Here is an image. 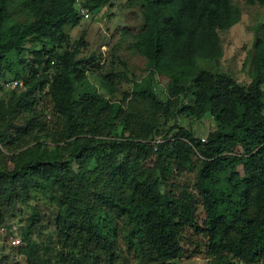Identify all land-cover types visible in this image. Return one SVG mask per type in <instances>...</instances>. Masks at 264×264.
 <instances>
[{"label": "trees", "instance_id": "16d2710c", "mask_svg": "<svg viewBox=\"0 0 264 264\" xmlns=\"http://www.w3.org/2000/svg\"><path fill=\"white\" fill-rule=\"evenodd\" d=\"M7 1L0 0V15ZM76 1H81V8L91 14L112 0H24L20 8L30 12L34 20L26 26L10 28L8 40L0 45L1 56L19 55L26 41L33 39L58 49L66 47L64 27L73 28L80 21L74 9ZM258 2L264 4V0ZM41 3L47 7L38 9ZM144 4V45L140 52L149 70L159 66L177 68L176 77L183 69L187 73L196 58L213 57L215 30L227 28L234 19L228 0H144ZM42 51L35 53L34 61L42 72L54 70L43 96L64 119V139L75 137L83 125L94 128L93 121L86 119L88 115L120 111L94 94L76 93L74 81H80L75 72L82 61L75 59V48L60 54L54 49ZM263 70L264 46L253 58L254 78L246 87L207 71L189 80L186 92L194 97L195 115L207 116L213 124L203 142L181 128L169 135L171 128L155 150L156 141L141 142L132 137L110 140L104 148L97 149L88 141L73 138L67 155L62 157L55 151L57 146L47 151L36 143L29 150L32 157L21 166L9 173L0 172V178H25L48 194L56 209L51 239L48 246L40 247L47 260L39 261L38 246L27 242L21 248L27 263L168 264L182 255L178 226L192 224L199 205L204 213L205 253L212 259L211 264H264ZM10 71L13 78L6 81H18L20 75ZM36 72L33 69L31 76ZM28 81L23 79L24 87ZM41 90L42 86L38 95ZM130 94L155 101L147 77L131 83ZM181 147L199 162V201L188 192L175 196L165 190L172 161L180 155ZM140 152L154 156L153 175L136 165L134 157ZM119 155L122 159L116 161ZM93 157L103 162L100 180L107 186H116L117 195L92 192L95 202L101 201L104 207L84 201L89 197L85 190L91 180L86 171L75 173L67 160L81 164ZM2 222L0 213V226Z\"/></svg>", "mask_w": 264, "mask_h": 264}, {"label": "rangeland", "instance_id": "374dc122", "mask_svg": "<svg viewBox=\"0 0 264 264\" xmlns=\"http://www.w3.org/2000/svg\"><path fill=\"white\" fill-rule=\"evenodd\" d=\"M24 0H8L3 3L0 15V45L6 43L10 28L30 24L34 17L20 5ZM233 16V23L222 30H215L214 56L211 58H196L187 73L184 69H171L159 66L149 70L146 58L141 54L143 43V13L144 0H112L109 5L88 14L81 8V1L74 3V9L80 16L75 27H64L67 33V46L57 48L45 44L43 40L26 41L19 55L1 56L0 52V172L9 173L28 158L32 157L29 150L38 143L47 151L53 149L62 157L66 156L73 138L90 142L97 148H104L108 141L120 138H134L141 142H161L166 132L176 133V128L190 132L194 138H204L212 129V121L207 116H196L194 97L187 93L189 80L194 79L200 71L229 77L240 86H248L254 78L253 58L264 46V4L258 0H228ZM41 3L37 8L43 9ZM84 15L87 18H84ZM76 49V60L82 61L78 66L79 81H74L76 93L94 94L109 104L117 106L120 111L114 113L105 111L97 116L88 115L93 125H83L82 131L70 140L63 138L64 119L52 109L44 95L47 79L54 72L40 70L35 64V53L54 49L57 54L64 50ZM91 60V61H90ZM85 61H90L85 65ZM37 72L31 76L32 70ZM10 70L20 76L22 84L18 89H2L3 84L12 79ZM83 71L82 73H80ZM82 75V76H81ZM189 75L188 79L184 77ZM117 76L118 78H115ZM149 78L150 88L155 97L154 102L132 97L131 83ZM29 78L26 87L23 79ZM261 103L264 106V70L262 75ZM5 81V82H3ZM42 90L39 93V87ZM13 89V90H12ZM35 101H31L32 99ZM85 124V122L83 123ZM66 143V145H65ZM97 158V156H95ZM93 157L90 162L79 164L70 161V168L76 173L80 169L86 171L91 180L86 188L89 197L85 202H94L104 207L101 201L93 198L92 192L101 191L117 195L116 186L100 180L102 161L96 162ZM133 154H129V159ZM122 159V155L116 161ZM134 160L138 168L150 175L154 174L156 165L154 156L140 152ZM172 172L166 179L165 190L172 195L181 192L190 193L199 201V190L196 173L199 168L197 158L181 147L180 155L172 161ZM84 186V185H83ZM13 189V192H12ZM0 213L3 222L0 227L14 230L21 240L20 246L10 248L0 235V264H28L21 248L27 242L38 246L39 261L47 258L41 248L48 246L53 231V217L56 209L52 198L37 189L25 178L13 176L12 179L0 178ZM34 214L35 219L31 218ZM181 240L179 245L182 255L168 264H211L205 253L207 243L205 233L204 213L197 205L194 221L190 225H179ZM26 232L24 236L23 233ZM132 263V261H130ZM40 264V263H37ZM50 264H54L52 261ZM234 264H239L234 261ZM263 264V263H262Z\"/></svg>", "mask_w": 264, "mask_h": 264}, {"label": "built area", "instance_id": "2783aa9c", "mask_svg": "<svg viewBox=\"0 0 264 264\" xmlns=\"http://www.w3.org/2000/svg\"><path fill=\"white\" fill-rule=\"evenodd\" d=\"M84 18H87L86 15H84ZM21 83L18 81H9L3 84V88L2 89H11L14 87H20ZM204 138L200 139V142H203ZM158 142H154L153 143V150H155L156 148V144ZM0 235L5 239L6 244L8 247L10 248H16L18 246H20L21 244V240L20 238L17 236V234L14 232V230L10 231L9 229H5L3 227H0Z\"/></svg>", "mask_w": 264, "mask_h": 264}]
</instances>
